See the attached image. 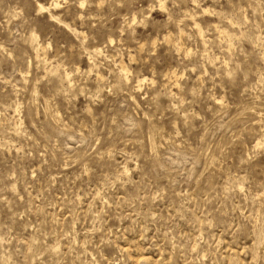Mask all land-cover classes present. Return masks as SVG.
<instances>
[{
    "label": "rangeland",
    "instance_id": "obj_1",
    "mask_svg": "<svg viewBox=\"0 0 264 264\" xmlns=\"http://www.w3.org/2000/svg\"><path fill=\"white\" fill-rule=\"evenodd\" d=\"M0 264H264V0H0Z\"/></svg>",
    "mask_w": 264,
    "mask_h": 264
},
{
    "label": "bare ground",
    "instance_id": "obj_2",
    "mask_svg": "<svg viewBox=\"0 0 264 264\" xmlns=\"http://www.w3.org/2000/svg\"><path fill=\"white\" fill-rule=\"evenodd\" d=\"M55 1L58 2L59 0H55ZM160 2H161V1H160ZM38 4H39V3H38ZM161 4L163 5V3H161ZM57 5H58V3H56V6H57ZM39 6H40L39 8H41V10L45 9L43 5L39 4ZM56 6H55V7H56ZM55 7H53V9H54ZM49 8H50V7H49ZM39 10H40V9H39ZM41 10H40V11H41ZM49 10H50V9H49ZM50 17H51V16H50ZM56 18H57V17H56ZM56 18H55V19H56ZM192 18H193V17H192ZM136 19H137V18L134 17L133 20L135 21ZM196 25H197V24H196ZM197 26H198V25H197ZM195 28H196V27H195ZM198 28H199V26H198ZM215 28H216V26H215ZM200 30H201V29H199V31H200ZM217 30H218V28H217ZM75 31H76V30H75ZM220 31H221V30H219V32H220ZM221 32H223V30H222ZM75 33H76V32H75ZM182 33H183V32H182ZM200 33H201V32H200ZM202 33H203V32H202ZM183 34H184V33H183ZM183 34H181V35L183 36ZM219 34H220V33H219ZM200 35H201V34H200ZM79 36H81V35H79ZM204 38H205V37H204ZM205 40H206V38H205ZM205 40H204V41H205ZM205 42H206V41H205ZM39 46H40V45H39ZM39 46H38V47H39ZM41 48H42V47H41ZM95 49H97V48H95ZM97 52H98V51H97ZM124 70H125V69H124ZM123 72H124V71H123ZM125 72H126V71H125ZM126 73H127V72H126ZM120 74H121V73H120ZM124 74H125V73H124ZM127 74H128V73H127ZM125 75H126V74H125ZM121 77H122V76H121ZM125 77H126V76H125ZM126 78H127V77H126ZM125 81H127V80H125ZM140 82H141V81H140ZM260 144H261V143H260ZM256 145H257V144H256Z\"/></svg>",
    "mask_w": 264,
    "mask_h": 264
}]
</instances>
